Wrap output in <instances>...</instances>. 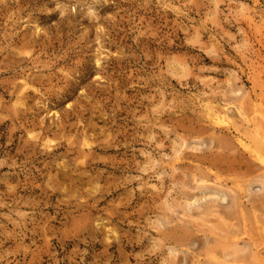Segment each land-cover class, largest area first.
<instances>
[{
    "label": "rangeland",
    "instance_id": "1",
    "mask_svg": "<svg viewBox=\"0 0 264 264\" xmlns=\"http://www.w3.org/2000/svg\"><path fill=\"white\" fill-rule=\"evenodd\" d=\"M0 264H264V0H0Z\"/></svg>",
    "mask_w": 264,
    "mask_h": 264
},
{
    "label": "bare ground",
    "instance_id": "2",
    "mask_svg": "<svg viewBox=\"0 0 264 264\" xmlns=\"http://www.w3.org/2000/svg\"><path fill=\"white\" fill-rule=\"evenodd\" d=\"M218 122L222 123L223 121H221V119H220ZM255 133H256V132H255Z\"/></svg>",
    "mask_w": 264,
    "mask_h": 264
}]
</instances>
